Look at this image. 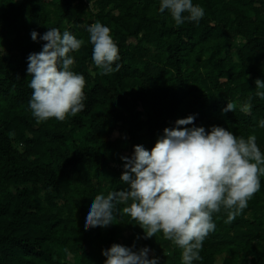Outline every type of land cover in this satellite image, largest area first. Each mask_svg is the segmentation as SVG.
<instances>
[{"label":"trees","instance_id":"1","mask_svg":"<svg viewBox=\"0 0 264 264\" xmlns=\"http://www.w3.org/2000/svg\"><path fill=\"white\" fill-rule=\"evenodd\" d=\"M193 3L204 18L177 26L159 13L160 0H0V264H68L67 254L72 264H104L102 250L114 243L147 246L160 264H181L182 250L162 232L143 239L122 211L128 205H116L111 226L81 224L96 195L127 188L120 181L124 150L127 157L135 145L151 150L177 119L195 114V126H221L245 139L260 132L264 100L255 96V81L264 79V0ZM97 21L119 48V67L108 75L92 60L87 28ZM49 28L84 41L72 70L85 77L87 99L75 117L37 124L27 57L46 43L31 32ZM227 103L234 112H222ZM126 125L121 147L124 139L112 134ZM226 219L225 210L214 214L216 229L195 264H216L218 256L221 264H264V177L243 213Z\"/></svg>","mask_w":264,"mask_h":264},{"label":"clouds","instance_id":"2","mask_svg":"<svg viewBox=\"0 0 264 264\" xmlns=\"http://www.w3.org/2000/svg\"><path fill=\"white\" fill-rule=\"evenodd\" d=\"M159 13L167 11L177 26L199 23L205 9L193 0H160ZM187 14V15H185ZM93 46L92 60L108 75L119 66V48L108 26L97 21L87 28ZM34 42L44 41L40 52L27 57L28 84L32 89L29 108L36 123L49 119L65 121L82 112L86 105L85 77L74 72L75 58L84 41L69 31L49 28L43 35L31 32ZM5 52V50L3 49ZM255 96L264 100V79L255 81ZM252 97L242 106L251 112ZM236 105L227 103L223 113L234 112ZM196 115L177 119L166 127L151 150L135 145L131 157L122 156L125 169L120 181L124 190L98 194L90 201L81 228L108 227L118 217L116 205H128L123 213L137 221L144 231L143 239L162 232L166 240L182 250L181 264L201 261L200 252L208 235L215 231L214 214L227 212L231 223L248 207L261 189L264 177V152L256 136L237 137L221 126H195ZM192 125L191 127H185ZM264 128V119L259 121ZM130 202V203H129ZM150 249H136L112 244L102 250L104 264H160V258H149Z\"/></svg>","mask_w":264,"mask_h":264},{"label":"rangeland","instance_id":"3","mask_svg":"<svg viewBox=\"0 0 264 264\" xmlns=\"http://www.w3.org/2000/svg\"><path fill=\"white\" fill-rule=\"evenodd\" d=\"M231 1V0H228ZM76 29H83V26H77ZM242 45V41H240L239 39H237L236 41V47H240ZM130 99V98H129ZM131 104L133 103V99L130 100ZM132 106V105H131ZM139 110V107H137L132 113H131V117L134 118L137 113V111ZM143 117V115H141ZM140 117V116H139ZM127 129H128V125L124 126L123 128L116 130V132H114L112 134V138L115 137H120L122 138V140L124 139L125 142H120V146L121 147H125L127 146V140H128V134H127ZM260 132L258 134H256V142L257 145L260 147L261 151L264 152V128H260L259 129ZM123 155L126 156L127 155V150H124ZM113 168H115V166H113ZM66 256V255H64ZM154 255L151 253L149 255V258H152ZM224 257L223 256H218L215 259V263L216 264H221L223 261ZM64 260L66 262H68V264H72L74 262V258L73 255H68L64 258Z\"/></svg>","mask_w":264,"mask_h":264}]
</instances>
